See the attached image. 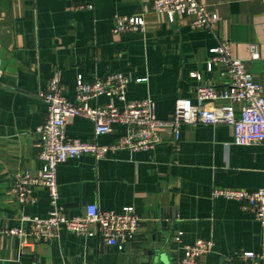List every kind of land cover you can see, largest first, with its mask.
<instances>
[{"label":"crops","instance_id":"0c3cea01","mask_svg":"<svg viewBox=\"0 0 264 264\" xmlns=\"http://www.w3.org/2000/svg\"><path fill=\"white\" fill-rule=\"evenodd\" d=\"M201 1L220 18L216 35L194 30L191 16L169 22L154 11L152 0H0V264H151L155 249L179 264L184 247L200 238L214 241L202 264H238L239 251L264 255V225L238 201L214 196L216 189L264 188V145L235 144L226 124L182 125L176 142L169 129L160 128L161 140L151 150L112 151L103 160L82 155L59 165L65 215H84L89 204L106 211L135 209L141 227L122 248L107 245L99 234L66 229L32 246L6 233L25 227L24 215L46 217L51 210L47 188L34 187L32 201L22 207L12 187L17 172L37 174L42 168L37 128L47 106L38 92L54 75L75 101L78 75L93 81L121 72L130 79L128 101L152 98L157 117L169 119L177 99L197 103L199 84L225 86L218 68H207L212 49L225 39L234 55L246 60L264 94V0ZM81 4L93 7L71 9ZM119 15L143 16L146 32L114 33ZM253 45L259 52L255 59ZM110 102L102 95L90 105ZM113 102L123 108L121 101ZM223 104L228 102L212 103ZM234 107L239 114V103ZM126 131L115 124L110 133L95 137L92 121L81 116L66 127L70 138L100 144L113 143Z\"/></svg>","mask_w":264,"mask_h":264},{"label":"built area","instance_id":"2783aa9c","mask_svg":"<svg viewBox=\"0 0 264 264\" xmlns=\"http://www.w3.org/2000/svg\"><path fill=\"white\" fill-rule=\"evenodd\" d=\"M157 14L165 15L169 22L178 16H191L194 30H206L217 33L220 20L217 13L210 11L201 0H152ZM90 4H81L71 9L92 8ZM114 33H145L146 20L141 15H119L116 17ZM259 55L257 46H251V59ZM218 73L226 83L218 89L211 83L197 86V103L190 99L179 98L175 103L174 114L169 119H159L156 104L152 98L128 101L126 88L130 79L121 72H114L106 79L96 78L86 81L78 75L76 81V100L71 101L66 95V87L59 74L54 75L47 89L38 92V98L47 106V117L37 128L40 135L39 159L42 168L37 174L22 170L15 174L12 190L24 207L32 201L34 187L47 188L50 195L51 210L46 217L24 215L26 226L11 228L6 231L17 236L25 246H32L41 240L56 238L62 229L78 235L102 237L111 247L122 248L123 244L136 239L141 227V218L131 206L121 211L102 210L97 204H89L84 215L67 216L60 205V193L57 172L60 164L70 158L92 155L96 160H103L107 154L117 150L131 152L153 149L160 142V128L169 129L174 141L180 138L182 125H220L226 124L233 129V142L237 145H264V94L261 85L248 69L246 60L234 55L229 40L219 39L207 68ZM192 77L201 79L199 73ZM144 79H138L140 82ZM102 95L111 102L105 106H91L90 101ZM123 103L119 108L113 100ZM224 100L228 104L212 105L214 101ZM235 103H239L237 114ZM81 116L92 121L95 137L108 134L115 124L125 125L126 133L110 144L96 141H82L70 138L66 127L74 117ZM214 196L236 200L242 210L253 213L264 225V188L257 191L239 189H216ZM181 233L176 236L180 240ZM212 239H197L184 247L179 264H202L201 258L213 250ZM238 264H264V255L255 251H239L234 256Z\"/></svg>","mask_w":264,"mask_h":264},{"label":"water","instance_id":"95a60500","mask_svg":"<svg viewBox=\"0 0 264 264\" xmlns=\"http://www.w3.org/2000/svg\"><path fill=\"white\" fill-rule=\"evenodd\" d=\"M150 254L152 257L151 264H171L170 258L165 252L155 249L151 250Z\"/></svg>","mask_w":264,"mask_h":264}]
</instances>
